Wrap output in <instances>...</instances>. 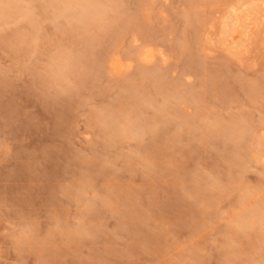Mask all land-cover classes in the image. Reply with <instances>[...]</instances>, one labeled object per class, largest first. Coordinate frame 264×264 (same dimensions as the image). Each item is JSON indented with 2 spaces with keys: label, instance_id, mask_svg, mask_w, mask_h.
I'll use <instances>...</instances> for the list:
<instances>
[{
  "label": "rangeland",
  "instance_id": "rangeland-1",
  "mask_svg": "<svg viewBox=\"0 0 264 264\" xmlns=\"http://www.w3.org/2000/svg\"><path fill=\"white\" fill-rule=\"evenodd\" d=\"M5 1L0 264H264V37L204 40L232 0Z\"/></svg>",
  "mask_w": 264,
  "mask_h": 264
},
{
  "label": "bare ground",
  "instance_id": "bare-ground-1",
  "mask_svg": "<svg viewBox=\"0 0 264 264\" xmlns=\"http://www.w3.org/2000/svg\"><path fill=\"white\" fill-rule=\"evenodd\" d=\"M57 1L56 4H54L56 5L54 9H56L57 13L62 14L63 13V10L61 9L62 4L57 3ZM63 2L64 3L62 7L64 8L65 1L63 0ZM4 3L7 7L8 6L10 7L9 5L10 2L8 0L5 1ZM86 12L89 15L97 14L96 13L97 10L93 6L89 7L86 10ZM88 14H86L84 17H86ZM261 36L264 37V0H232L226 5V9L220 19L218 26L214 23L210 25L209 30H207L205 34L204 40L209 45L218 44L231 57L241 58L248 53L250 47L255 42V40H257ZM138 57H140V60L145 63H151L155 59V52L154 50L146 49L143 52H140L138 54ZM122 66L123 65L119 61L112 62V67L116 72L121 71V69L123 68ZM115 118L116 117L113 116L109 123L110 125H112L111 127L114 128V131L116 130V132H118L117 130L120 129V128L118 129L120 124L115 120ZM121 125H122V129H120V131L123 133V131L125 130L124 131L125 133L127 128H129L130 124L128 121L125 120L121 123ZM237 126L238 125H236V127ZM221 129H219V133H221V131L223 130ZM225 132H227V130ZM260 207H262L261 204ZM238 217L239 218H237L238 221L236 222V225L238 223L239 228L243 232H247L248 230H250V228L257 226L258 222H264V215L261 214V211H259L258 208L256 209V206H254V208H251L248 211L243 212Z\"/></svg>",
  "mask_w": 264,
  "mask_h": 264
}]
</instances>
